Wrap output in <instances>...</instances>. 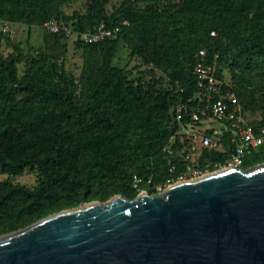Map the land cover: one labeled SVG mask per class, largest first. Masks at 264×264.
Listing matches in <instances>:
<instances>
[{
    "label": "trees",
    "instance_id": "trees-1",
    "mask_svg": "<svg viewBox=\"0 0 264 264\" xmlns=\"http://www.w3.org/2000/svg\"><path fill=\"white\" fill-rule=\"evenodd\" d=\"M65 1L0 0V20L14 24L55 18L82 32L101 23L120 28L117 38L100 43L75 41L85 58L79 82L58 57L34 60L21 75L24 48L0 31L14 49L0 55V171L39 176L34 187L0 180V236L77 207L85 196L106 202L157 193L173 175L165 148L192 119L178 120L175 109L195 103L202 50L244 114L262 113L249 123L264 128V0H125L113 13L111 0H90L86 12L72 15ZM63 39L70 37L46 34L48 44ZM122 44L146 65L141 76L113 65ZM173 147L180 164V146ZM227 156L205 153L203 161L223 164ZM262 162L264 144L242 168Z\"/></svg>",
    "mask_w": 264,
    "mask_h": 264
},
{
    "label": "water",
    "instance_id": "water-1",
    "mask_svg": "<svg viewBox=\"0 0 264 264\" xmlns=\"http://www.w3.org/2000/svg\"><path fill=\"white\" fill-rule=\"evenodd\" d=\"M0 264H264V163L88 201L0 236Z\"/></svg>",
    "mask_w": 264,
    "mask_h": 264
},
{
    "label": "built area",
    "instance_id": "built-area-1",
    "mask_svg": "<svg viewBox=\"0 0 264 264\" xmlns=\"http://www.w3.org/2000/svg\"><path fill=\"white\" fill-rule=\"evenodd\" d=\"M125 23H128L127 21ZM14 23L4 21L5 33H11ZM43 29L51 34L65 33L70 38L82 40L87 43H100L107 39L117 38L120 28L101 23L93 31H78L74 27L55 18L47 20ZM215 35L216 33L213 32ZM201 61L195 67L198 91L194 104L180 103L175 109L178 120L192 116L190 122L183 124L181 129L171 139V144L165 148L169 156L170 172L173 174L164 184L157 186L158 192L163 187L175 182L198 178L222 168H241L245 157L258 150L264 144V128L257 129L249 122L243 120L242 107L232 90L226 89V83L218 77L216 65L207 62L206 51L200 52ZM222 124L216 128L212 121ZM232 133L229 141L225 136ZM179 144L180 164L175 163L176 155L174 144ZM222 152L228 156L223 161H208L204 163L205 153ZM215 166V170H211ZM217 171V170H216ZM178 174V175H177ZM142 179H136V186ZM146 191V190H142Z\"/></svg>",
    "mask_w": 264,
    "mask_h": 264
},
{
    "label": "rangeland",
    "instance_id": "rangeland-1",
    "mask_svg": "<svg viewBox=\"0 0 264 264\" xmlns=\"http://www.w3.org/2000/svg\"><path fill=\"white\" fill-rule=\"evenodd\" d=\"M124 1L125 0H111L108 5L109 12H115ZM89 4L90 0H67L65 3H63L62 8L67 14L72 15L77 10L83 13L86 12ZM4 21L6 20H0V31L4 28ZM10 28L12 30V32L9 33L11 39L14 42L20 43L26 54L24 62L20 64L21 75H24L28 71L34 60H42L43 58L48 60L58 57L61 61H63L66 70L73 74L78 82L81 80L82 73L84 71L85 58L83 51L78 49L75 44L76 38L63 39L59 43L53 42L48 44L46 41V34L48 32H46L43 29V26L39 24H14ZM13 51L14 49L8 45L7 41L0 38V55L6 57ZM113 65L130 72L132 77L141 76V71L146 68L143 60L137 56H133L131 54V50L125 44H122L120 47L117 55L114 58ZM159 74L161 75V72H159ZM242 115L243 120L246 122L262 120L263 118L261 112H246L244 114L242 111ZM211 124L216 128H222V124L220 122L213 120ZM262 163H258L256 165H260ZM222 168L219 167L216 170H220ZM38 177L37 170L33 169H27L18 176H10L0 171V180L9 178L15 183H21L31 187H34L37 184ZM167 187L168 186L163 187L161 191H164V189ZM142 192L144 191H141L140 193Z\"/></svg>",
    "mask_w": 264,
    "mask_h": 264
},
{
    "label": "flooded vegetation",
    "instance_id": "flooded-vegetation-1",
    "mask_svg": "<svg viewBox=\"0 0 264 264\" xmlns=\"http://www.w3.org/2000/svg\"><path fill=\"white\" fill-rule=\"evenodd\" d=\"M242 168V167H241Z\"/></svg>",
    "mask_w": 264,
    "mask_h": 264
}]
</instances>
